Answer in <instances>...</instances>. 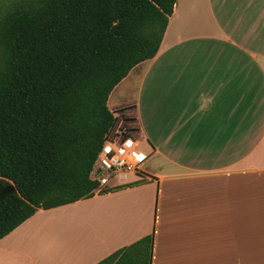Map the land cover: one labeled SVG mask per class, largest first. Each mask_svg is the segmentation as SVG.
Masks as SVG:
<instances>
[{"label": "crops", "instance_id": "obj_1", "mask_svg": "<svg viewBox=\"0 0 264 264\" xmlns=\"http://www.w3.org/2000/svg\"><path fill=\"white\" fill-rule=\"evenodd\" d=\"M108 105L143 173L95 164L116 189L38 209L0 239V264H96L151 234L152 264H264V0H177Z\"/></svg>", "mask_w": 264, "mask_h": 264}, {"label": "trees", "instance_id": "obj_2", "mask_svg": "<svg viewBox=\"0 0 264 264\" xmlns=\"http://www.w3.org/2000/svg\"><path fill=\"white\" fill-rule=\"evenodd\" d=\"M176 4L0 0V239L40 208L116 189L91 178L117 123L108 99L157 54ZM152 251L151 234L96 264H152Z\"/></svg>", "mask_w": 264, "mask_h": 264}, {"label": "built area", "instance_id": "obj_3", "mask_svg": "<svg viewBox=\"0 0 264 264\" xmlns=\"http://www.w3.org/2000/svg\"><path fill=\"white\" fill-rule=\"evenodd\" d=\"M114 129L105 140L95 164L102 171L109 173H119L130 169L143 173L139 168L147 159V155L138 149L137 142L129 129ZM96 171L94 165L91 178Z\"/></svg>", "mask_w": 264, "mask_h": 264}, {"label": "rangeland", "instance_id": "obj_4", "mask_svg": "<svg viewBox=\"0 0 264 264\" xmlns=\"http://www.w3.org/2000/svg\"><path fill=\"white\" fill-rule=\"evenodd\" d=\"M115 115L117 116V123H116L115 129L117 130V128H120V130H128V127L126 124L128 117H127L126 113L124 111L117 110L115 112ZM145 165L146 166H144V167L149 168L150 172H156L158 170V162L155 158L150 159ZM129 178H131V175L127 174V179H129ZM118 179L119 178H117L116 180H118Z\"/></svg>", "mask_w": 264, "mask_h": 264}, {"label": "water", "instance_id": "obj_5", "mask_svg": "<svg viewBox=\"0 0 264 264\" xmlns=\"http://www.w3.org/2000/svg\"><path fill=\"white\" fill-rule=\"evenodd\" d=\"M17 191L16 186L13 183L6 185L1 191V195L12 194Z\"/></svg>", "mask_w": 264, "mask_h": 264}]
</instances>
